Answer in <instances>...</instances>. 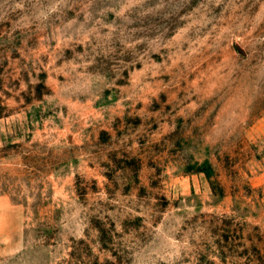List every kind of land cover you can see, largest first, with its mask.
<instances>
[{
  "label": "rangeland",
  "instance_id": "rangeland-1",
  "mask_svg": "<svg viewBox=\"0 0 264 264\" xmlns=\"http://www.w3.org/2000/svg\"><path fill=\"white\" fill-rule=\"evenodd\" d=\"M0 264H264V0H0Z\"/></svg>",
  "mask_w": 264,
  "mask_h": 264
}]
</instances>
